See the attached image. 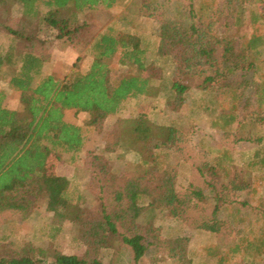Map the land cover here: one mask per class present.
<instances>
[{
  "label": "trees",
  "instance_id": "16d2710c",
  "mask_svg": "<svg viewBox=\"0 0 264 264\" xmlns=\"http://www.w3.org/2000/svg\"><path fill=\"white\" fill-rule=\"evenodd\" d=\"M6 1L0 0V5ZM116 2L14 0L24 16L37 19L53 38L89 43L91 61L84 70L73 66L57 77L45 72L49 56L35 46V37L7 27L9 43L0 44V77L4 67L12 69L8 85L18 92L22 109L5 104L7 93L0 86V213L28 216L35 200L42 199L51 213L49 223L58 231L68 208L76 206L73 220L78 234L74 240L81 248L73 253L40 250L50 264H105V254L114 257L123 247L130 250L134 264H139L150 246L190 264L187 236L157 238L156 221L166 217L206 230L210 236L226 229L233 233L221 254L218 246L207 252L219 255L218 264H264V203L259 210L251 208L249 218L241 215L239 207H232L246 205L231 195L242 193L249 181H238L243 168L225 165L229 149H222L221 156H208L211 166L199 167L209 179L204 180L209 187L207 196L193 184L184 192L180 189L177 166L181 162L176 155L184 132L189 133L206 116L210 126L225 135L239 132L237 140L257 142L248 164L264 168V0H190L179 18L165 17L162 3L138 0L132 17L119 16L91 35L88 10L101 7L108 11ZM138 17H146L150 26L138 27ZM19 39L29 41L20 52L14 44ZM164 57L194 73L192 85L177 78L170 81L173 97L183 103L191 86L201 96L169 123L157 121L145 106L135 114L116 116L105 130L103 152H114L124 143L138 159L123 173L104 155L85 152L82 169L97 201L90 206L70 177L51 169V161L61 162L64 155L74 163L84 144L82 127L68 121L66 111L87 113L88 125L100 129L108 115H118L127 102H138L154 91L163 77L156 61ZM114 59L123 67L116 80L112 79ZM249 72L258 81L256 104L245 121L237 112L245 84L251 82V77H245ZM208 198L210 213L190 214L191 208ZM260 199L264 201V195ZM20 247L2 239L0 264L42 262L43 258L23 253ZM236 256L240 263L231 261Z\"/></svg>",
  "mask_w": 264,
  "mask_h": 264
},
{
  "label": "rangeland",
  "instance_id": "374dc122",
  "mask_svg": "<svg viewBox=\"0 0 264 264\" xmlns=\"http://www.w3.org/2000/svg\"><path fill=\"white\" fill-rule=\"evenodd\" d=\"M135 1L137 2L138 0H117L108 11H105L106 9L101 7L88 10L86 17L91 24V35L104 29L105 26L112 23L119 16L127 15L132 17L134 15L132 9ZM152 1L162 3L163 14L168 18H179L183 16L184 10L190 2V0ZM146 19V17H138L135 24H138V27L143 24L147 28L150 26V21ZM7 27L23 30L33 35L35 37V46L49 56V60L45 66V72L53 73L57 77H62L64 74L70 72L73 66L84 70L91 61V56L88 52L89 43L79 39L68 41L53 38L51 31L39 24L37 19L24 16L18 5L14 3V0H7L4 4L0 5V44L9 43ZM120 29H124L123 26ZM87 38L85 37L86 40ZM28 43L29 41L26 39L15 40L14 42L18 52ZM262 53H264V49ZM153 58L155 57H151L150 59ZM156 62L162 67L163 77L156 85L154 84V91H151L149 96L141 97L138 102L136 100H130L117 113L118 115H108L104 119L100 129L96 130L88 125L89 116L87 113H76L73 110L66 111V119L82 127L85 136L84 144L82 151L78 153L74 163L68 162V155H64V159L61 162L51 161V169L57 174L70 177L72 179V186L76 187V190L85 196L90 206H95L97 201L95 200V190L89 187L87 172L82 169V159L85 152L93 151L96 154L104 155L113 164L114 168L116 167L123 173L127 172L138 159L135 152L130 150L124 143L114 152H103L102 146L107 136L105 130L112 126L116 116L135 114L141 106H145L157 121L169 123L178 117L184 108L189 107L193 100H198L201 96L200 91L194 86H191L184 94V102L178 101L173 97L174 94L169 88L170 81L177 78L184 83H190L192 85L194 82V73L176 67L170 57L158 58ZM113 65L112 79L116 80L123 67L116 62V59H114ZM11 74V68L7 66L3 68L0 77V86L7 93L5 104L9 108L21 110L22 104L19 102L18 92L12 90L8 85V79ZM237 77L239 78L240 76L238 75ZM245 77L248 79L251 77V82L245 84H248V86L243 90L244 96L241 102H239L240 105L237 114L238 118H242V120L243 118L244 120L246 119V113H249L256 104L255 90L258 81L255 76H251L250 72ZM152 107L155 108L153 109ZM188 132H184L183 140L180 141L179 145L181 146V150L176 153L178 160L181 162L177 166L180 189L184 192L189 187V184H193L202 188L203 193L207 196L209 187L205 184L204 180L209 179L199 172V167L204 163L211 166V162L207 159L208 156H215L217 154L221 156L222 149H229V160L225 159V165H228L230 169H232V166L238 170L243 168V173L240 174L238 181L240 182L241 179L249 181V187L242 193L231 195V198H234L236 201L238 200V202H246V205L233 204L232 207H239L242 210L241 215L245 218L251 217V208L259 210L260 204L264 203L260 199L264 195V168L260 169V166L257 164L251 166L248 164V161L253 159L252 154L257 146V142L237 140L239 132L237 134L232 132L230 135H225L221 130L212 128L206 116H203L201 119L199 118ZM216 171L218 172L219 169L216 168ZM209 202L210 199L208 198L206 201L199 203L198 208H191L190 214L210 213ZM75 209V205H71L68 208L67 218L58 231H55L52 225H50L51 213L46 211L42 199L35 200L33 211L28 216L4 211L0 213V242L2 239L11 240L17 246H21L20 248L23 253H29L37 258H43L40 250L46 251L47 254L52 253L54 249L65 253L79 252L81 247L78 241L74 240V236L78 234V227L73 220ZM227 213H229V209H227ZM156 227L157 238L159 240H165L171 235L174 237L181 235L189 238L187 256L190 259V264H218L217 259L219 255H212L207 252L215 251V247L218 246L219 248L216 250L221 254L233 238V233L228 232V229L210 236L208 231L191 228L189 225H185L180 220L175 219V217H166L156 221ZM233 260L240 263V259H237V256L231 259V261ZM103 261L105 264L111 261L114 264H134L130 250L126 247L118 251L114 257L110 256V253L105 254ZM40 264H50V262L48 259L43 258ZM139 264L184 263L173 260L164 250L150 246L147 253L139 261Z\"/></svg>",
  "mask_w": 264,
  "mask_h": 264
}]
</instances>
